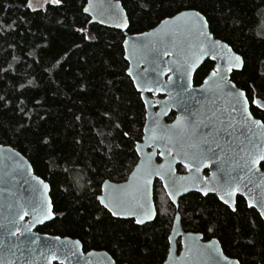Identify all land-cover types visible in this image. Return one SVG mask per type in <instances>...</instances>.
I'll return each mask as SVG.
<instances>
[{
	"label": "trees",
	"instance_id": "1",
	"mask_svg": "<svg viewBox=\"0 0 264 264\" xmlns=\"http://www.w3.org/2000/svg\"><path fill=\"white\" fill-rule=\"evenodd\" d=\"M118 1L128 18L126 33L92 22L84 13L86 0H64L47 11L26 9V0H0V95L9 101L7 107L0 101V145L21 153L50 186L54 218L37 232L79 240L84 253L105 251L117 264H163L178 212L185 232L217 239L224 254L240 264H264V222L240 197L238 213L197 193L181 198L176 211L156 181L153 222L96 219L102 216L96 200L102 182L127 179L138 160L132 146L143 134L145 109L126 73L124 38L170 18L167 0ZM178 2L199 10L213 36L242 56L243 68L231 80L249 98L264 100V0ZM212 69L213 63H203L194 86ZM28 81L34 86L20 90ZM124 131L130 136L123 137ZM44 137L48 145L41 143ZM206 221L213 232L206 231Z\"/></svg>",
	"mask_w": 264,
	"mask_h": 264
},
{
	"label": "water",
	"instance_id": "2",
	"mask_svg": "<svg viewBox=\"0 0 264 264\" xmlns=\"http://www.w3.org/2000/svg\"><path fill=\"white\" fill-rule=\"evenodd\" d=\"M85 7L89 8V13H84L90 17L92 22L95 24H98L104 28L118 30L123 33L127 32L129 26L128 18L125 10L118 0H86ZM165 20L170 21V18L162 20L157 26L143 33L134 35L126 34L123 41L124 57L126 55L129 56V59L127 60L124 58L128 64L126 73L130 78L135 90L140 94V98L145 109L142 139L140 142H138L142 151L137 155L138 160L132 171L136 169L137 164H142L143 168H151L153 170L159 169L160 173L162 174L152 175L150 178L151 182L147 186L149 191L148 199L152 208L155 210V213L156 207L153 198V188L156 181L160 183L166 197L171 204L172 200L168 194L169 189L166 188L165 185L169 184L171 181H175L177 186L181 188V191L175 197L177 203L172 204L176 211L178 209L177 204L179 205L181 198L190 193H196L194 190L183 191V188L193 189L194 182L195 187H203L204 185H207L209 188H213L217 187L223 182L224 175L220 169H228L232 166V163H234L229 159L232 153L228 151L230 146L227 144V140L233 138L225 136L224 142H222V147L225 148V153L221 154V159L219 162L206 161L203 164H199V171H197V166L192 162L190 155L189 157H184L183 153L191 154L193 151H195L193 147L194 143L200 138L202 133H207L210 129L204 127L203 125H200L195 129L189 128L187 125V120L185 119V107H188L193 111L198 109L202 113L207 112L214 106L219 107L222 111L228 108L231 98L219 90L212 89L210 86H204L203 82L208 78L210 72L217 65H224L226 76L225 91H228L227 86L234 84L231 81L232 72H239L242 70H237L234 68L231 72L227 71L226 61L228 57L232 55V53H235L233 50L232 52H229L226 48L223 51H220L219 46H217L216 52L212 54L216 56L215 59H213L211 55H202L198 50H195L196 56L194 59H196L197 67L191 74L190 86L188 85L189 78L186 77L184 81H182L185 86H189L190 88L189 94H186L183 97L182 104L181 97L177 96V87L175 86L178 80V74L168 70V65L172 63L174 57L165 56L164 64L162 65L164 71L159 76L161 84L152 83L151 80L153 74H149V83L146 86H143V91H140L138 89L136 73L145 65L141 64L140 68L137 67V62L139 59H141V55L139 52H137L136 55H133V45L143 44L148 46L156 42L160 38L161 30L164 29L163 21ZM126 21L127 26H125ZM173 29L174 24L170 21L169 30ZM205 31L211 35L213 40H219L216 39L210 32L209 26L205 28ZM168 39H177V42L179 43L181 41H185L186 37H173L169 35ZM125 41L128 43L125 44ZM168 48L170 51H174V48L170 43ZM185 51L188 52L189 55L192 54L187 48H185ZM144 52L147 53V47H145ZM206 61L213 63V69L205 77L201 85L194 86V75L201 65H203V63ZM129 71L133 73V76L128 75ZM169 77H171V80ZM164 85H167V87H164ZM205 87H207L209 90L204 91L203 88ZM236 89L240 90L237 87ZM189 95L192 97L191 99H189ZM256 100L264 102V100L258 98ZM149 104L151 107L148 106ZM165 106L167 110L163 111ZM254 106L256 107L255 104ZM171 112H174L176 116L171 123H167L166 118ZM157 114H159L160 126L162 128L167 127L171 129L169 136L172 137V143L176 146L173 149V154L171 157L167 155H161V152L165 151L162 145L168 143V141L159 139V136L161 135L159 129L156 130L155 134L152 130V121L154 118H156ZM224 115L227 116V113L225 112ZM178 117L181 118L179 124H177ZM241 132H244L248 136H252V133H247L245 129L241 128L240 131L236 133L237 136H240L241 140L244 139V136L241 135ZM253 132L256 133L253 138L260 140L261 147H264V130L253 128ZM154 135L157 137L156 139H153ZM149 144L154 146H148ZM177 150L182 152L180 157H177L175 154ZM185 162L189 164V168L184 167ZM262 164H264V160L260 161L257 165L258 170L245 177L247 188H244L243 185L240 188V191L244 193V196L236 195L233 197L235 201L236 197L239 196L245 201L247 205L249 201L245 200V196L249 197L252 203H258L260 199L264 197V170L261 169ZM178 166H181L185 172L182 174L178 173ZM132 171L125 181L121 183L108 181L109 184L113 186H128ZM205 171H208L207 178L205 177ZM237 171H239V169H237ZM241 174L243 175V173ZM249 180L251 181L250 183L248 182ZM38 181H43L44 184L48 185V188L44 189L43 185L39 184ZM32 185H36L39 190L37 192H32ZM134 191L135 184L126 187L123 192L115 193V195L129 201L130 205H133ZM104 194L105 193L103 191L100 192V195ZM209 195L216 196L218 201L221 202L215 192H209ZM25 201L34 202L36 205V211L33 212L31 208H26L25 211L29 212L30 214L25 215L24 219L22 220L19 218V216H17L16 224H10L9 218L12 215L13 210L16 209L18 205L23 204ZM41 211L44 214L51 212L52 215L43 223L32 224L31 222L33 216L40 215ZM137 211L139 210L137 209ZM257 214L259 215L258 212ZM176 216H179L178 220L175 219ZM155 217L156 215L150 220L146 219L143 225L153 222ZM53 218V205L50 198L49 184L34 173L31 164L21 153L9 146L0 145V264H48V261L45 259V257L40 255V245L45 242L55 244L58 247L62 245H67L69 247L76 245V242L79 240L66 237H59V240H55L53 238H56L57 236H51L37 232V228L51 222ZM128 220L134 221V219ZM262 221L264 222V220ZM17 227L21 231L25 232L24 236H21L20 232H17L15 236L9 234L8 229H15ZM29 227L30 231H28ZM169 236L173 238V241L171 245L168 243V253L163 264H207L206 257L201 253L203 251V246L210 245L212 241L218 242L215 246L220 252H222L223 257L227 258L226 260L222 259L221 264H234L236 261V259L229 258L224 254L217 239L205 241L203 240V236L199 233L185 232L182 229L181 217L178 212H176L174 215L168 237ZM36 238H39V243L31 245L32 250L30 251L28 241ZM178 243L180 245L179 250L177 246ZM197 246L200 247L198 248ZM169 249H171V258H169ZM76 251L77 256L72 258L71 261L65 260V264H86V262H90V264H117L114 259L105 251H89L84 253L80 241L79 245L76 246ZM81 252L84 253V255H80ZM88 253H91L92 255L89 256L87 255ZM52 264H58V261H53Z\"/></svg>",
	"mask_w": 264,
	"mask_h": 264
},
{
	"label": "snow or ice",
	"instance_id": "3",
	"mask_svg": "<svg viewBox=\"0 0 264 264\" xmlns=\"http://www.w3.org/2000/svg\"><path fill=\"white\" fill-rule=\"evenodd\" d=\"M64 0H44L43 9L33 8L32 0H26V3L23 5L26 9L32 11L39 10H48V6L59 7L62 6ZM165 0H159V3L163 4ZM168 7L170 10V21L174 24V29L169 30V20L163 21L164 29L161 30L160 38L148 45L143 44L133 45V55H136L137 52L140 53L141 59L137 62V67L140 68L141 64L145 66L136 73V79L138 83V89L143 91V86H146L149 83V74L152 75L151 82L154 84H161L159 76L163 73L165 56H173L174 60L170 65H168V70L173 71L178 74V80L176 82L177 87V96L181 97V103L183 104V97L190 92L191 84V74L195 71L197 64L196 51L198 50L202 55H211L213 59L216 58L215 55H212L217 50L223 51L228 49L229 52H232V49L224 42L219 40H213L211 35L205 31V28L209 26L208 21L201 14L199 10H196L195 7H189L185 3H179L178 0H167ZM146 12L151 10L150 5H140ZM85 13H89V8H84ZM174 13V14H172ZM14 23V22H13ZM127 26V21L125 22ZM10 27V26H9ZM77 31H81L78 29ZM151 35V34H149ZM169 35L173 37L185 36L186 40L177 42V39L169 40ZM86 39L88 37H85ZM125 44L128 42L125 41ZM169 43L173 46L174 51H170L168 48ZM145 47H147V53L144 52ZM187 48L191 51V55L185 51ZM127 51V49H126ZM126 60L129 59V56L124 57ZM227 71L231 72L234 68L240 70L243 68L244 60L241 55L232 53L228 57L227 61ZM4 72H7L8 69H3ZM129 76H133L131 71L128 72ZM188 79V85L185 86L182 81L185 78ZM171 80V77H169ZM204 86H210L212 89L219 90L224 93L226 96L230 97L229 107L223 111L219 107H212L207 112L202 113L198 109L190 110L188 107H185V119L187 120V125L189 128L195 129L200 125H203L206 128H209V132L202 133L200 138L194 143L193 147L195 151L191 154L183 153L184 157H189L194 164L197 166V171H199V164H203L206 161L219 162L221 159V154L225 153V148L222 147V142H224L225 136L232 137L233 139L227 140V144L230 146L228 151L232 153L230 156V161L232 166L228 169L221 168L220 171L223 172L224 179L217 187L209 188L207 185L203 187H195L193 189L183 188V191H192L199 193L202 197H208L209 192H215L222 202L223 205H226V212L230 210V213H238L239 208L236 204V201L233 199L236 195L244 196V193L240 191L241 186L247 188V183H245V177L254 171L258 170L257 165L260 161L264 160V147H261V141L254 139L253 137L256 133L253 132V128L264 130V115L261 119H256L253 116V113L249 111L248 108V97L246 96L243 90H237L235 84L228 85V91H225L226 86V76H225V67L224 65H217L209 74L208 78L203 82ZM34 86L33 81H28V83L20 84V90H23L27 87ZM167 87V85H164ZM151 90V89H149ZM204 91L209 90L207 87L203 88ZM192 97L189 95V99ZM0 101L4 102V106L7 107L9 101L5 100V97L0 95ZM257 109H260L264 113V102H260L256 99L252 101ZM23 103V101H21ZM39 103V101H37ZM151 107V105H148ZM166 106L163 111H166ZM23 112V109H20ZM227 113V116L224 113ZM108 116V119H111V116ZM30 119V117H29ZM77 120L80 117H76ZM181 118H177V124L180 123ZM153 124V133L155 134L156 130L159 129L161 135L159 139L167 140L168 143L162 145L165 151L161 152L162 156L171 157L173 154V149L176 147L172 143V137L169 136L171 132L170 128L161 127L159 121V114L152 121ZM115 128H120V124L116 123ZM243 128L247 133H252V136L246 135L244 132H241V135L244 136V139L241 140L240 136H237L236 133ZM123 137H129L130 133L124 131L122 133ZM155 135L153 139H156ZM41 143L44 145L49 144L47 137L41 139ZM148 146H154L149 144ZM134 154L138 155L142 151L140 145L137 143L133 145ZM219 150V151H218ZM176 156L180 157L182 152L180 150L176 151ZM111 160L112 157H109ZM170 167V165H169ZM184 167L189 168L188 163H184ZM239 169V171H237ZM191 170V169H189ZM243 173V175L241 174ZM139 174V175H138ZM152 175H162L159 169L143 168L142 164H137V167L131 173L130 181L128 186H113L109 184L107 180H104L101 185V191L104 195H97L96 200L98 201V206L102 216H97V220H102L103 217L117 218L122 220L134 219L136 225H143L147 220L152 219L156 213L152 208L149 202V191L148 184L151 182L150 178ZM27 182V181H26ZM251 182L250 180L248 181ZM39 184H42L44 189L48 188L47 184H44L43 181H38ZM135 184V191L133 195L134 204L130 205L129 201L118 197L115 195L117 192H123L126 187ZM169 189V197L172 200V204H176V195L181 191V188L177 186L175 181H171L169 184L165 185ZM39 189L36 185L31 186L32 192H37ZM245 200H248L247 208L255 209L259 213V218L264 220V197L260 199L258 203H252L249 197L245 196ZM26 208H31L33 212L36 211V205L34 202L25 201L23 204L18 205L16 209L13 210L12 215L9 218V223L12 225L16 224V217L22 220L25 215L30 213L25 211ZM177 208L179 205L177 204ZM137 209L139 211H137ZM110 214V215H109ZM51 212L44 214L41 211L40 215H34L32 219V224L43 223L45 220L49 219ZM175 219H179V216H176ZM206 231L213 232L214 225L211 222L206 221ZM253 227H255V220H253ZM9 234L15 236L17 232H20L21 236L25 235L24 231H21L18 227L15 229H8ZM30 231V227L28 229ZM59 240V237L53 238ZM173 238L168 237V243L171 245ZM39 238L32 239L28 241L29 250L31 251V245L38 244ZM218 242L212 241L210 245L203 246L202 255L206 257L207 264H221V260H226L227 258L223 257L222 252L215 246ZM252 243V241H249ZM79 245V241L76 242V245L69 247L67 245L57 246L55 244H50L48 242L40 245L41 251L40 255L44 256L48 261V264H52L53 261H58V264H65V260L71 261L72 258L77 256L76 246ZM191 247V246H190ZM198 248L200 246H197ZM84 255V253H80ZM87 255H92L88 253ZM169 258H171V249H169ZM90 264V262H86ZM234 264H240L239 260H236Z\"/></svg>",
	"mask_w": 264,
	"mask_h": 264
},
{
	"label": "flooded vegetation",
	"instance_id": "4",
	"mask_svg": "<svg viewBox=\"0 0 264 264\" xmlns=\"http://www.w3.org/2000/svg\"><path fill=\"white\" fill-rule=\"evenodd\" d=\"M232 81V80H231ZM203 82V81H202ZM232 83H234L233 81H232ZM202 84V83H201ZM200 84V85H201ZM235 84V83H234ZM236 85V84H235ZM199 86V85H198ZM237 87V86H236ZM238 88V87H237ZM238 89H240V88H238ZM241 90V89H240ZM246 94V93H245ZM247 96V95H246ZM248 97V96H247ZM261 99V98H259V97H252V98H249L248 97V104H249V110H250V112H252L253 113V116H254V118H256V119H260V118H257V117H255V115H254V112H257V113H262L261 112V110H259V109H257L255 106H254V103L252 102L253 101V99ZM261 100H263V99H261ZM263 115H264V113H262ZM172 115V117H171V119L168 121L167 119H168V117H170ZM175 113L174 112H171L170 114H169V116L166 118V122L167 123H171L173 120H174V118H175ZM262 165H264V164H262ZM262 165H261V169L262 170H264V168H262ZM178 167H181V166H178ZM178 167H177V169H178ZM182 168V167H181ZM183 169V168H182ZM178 172V171H177ZM185 171H184V169H183V172L182 173H184ZM179 173V172H178ZM182 173H180V174H182ZM205 177L207 178L208 177V171H205ZM209 196V195H208ZM212 196H214V195H212ZM216 199H217V197L216 196H214ZM239 196H237L236 197V199L238 198ZM241 198V197H240ZM218 200V199H217ZM221 203V202H220ZM222 204V203H221ZM223 205V204H222ZM225 206V205H224ZM225 207H227V206H225ZM177 246H178V250H179V248H180V245H179V243L177 244Z\"/></svg>",
	"mask_w": 264,
	"mask_h": 264
},
{
	"label": "rangeland",
	"instance_id": "5",
	"mask_svg": "<svg viewBox=\"0 0 264 264\" xmlns=\"http://www.w3.org/2000/svg\"><path fill=\"white\" fill-rule=\"evenodd\" d=\"M43 6H44V0H32V7L33 8L43 9Z\"/></svg>",
	"mask_w": 264,
	"mask_h": 264
}]
</instances>
